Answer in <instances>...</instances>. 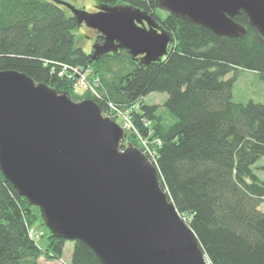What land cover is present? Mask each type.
Instances as JSON below:
<instances>
[{"label":"trees","instance_id":"trees-1","mask_svg":"<svg viewBox=\"0 0 264 264\" xmlns=\"http://www.w3.org/2000/svg\"><path fill=\"white\" fill-rule=\"evenodd\" d=\"M95 2L148 12L174 37L168 53L148 65L124 49L93 59L78 44L77 22L64 5L0 0V70L24 72L77 101L92 99L116 121L127 115L133 126L127 141L142 149L144 139L154 150L160 186L195 233L207 264H264V181L253 169L264 155V102L232 99L238 69L264 78V39L243 11L234 20L246 33L235 38L167 11L162 16L156 0ZM63 65L90 67L94 77L87 82L96 94H76L72 81L58 76ZM151 92L167 94L163 107L172 120H163L157 104L141 101ZM38 222L44 225L37 207L0 170V264L61 258L68 240L48 230L47 244L40 246L39 234H32ZM71 243V264H101L84 242Z\"/></svg>","mask_w":264,"mask_h":264},{"label":"water","instance_id":"water-1","mask_svg":"<svg viewBox=\"0 0 264 264\" xmlns=\"http://www.w3.org/2000/svg\"><path fill=\"white\" fill-rule=\"evenodd\" d=\"M80 27L96 30L95 59L126 50L159 61L174 37L145 10L100 3L88 12L63 1ZM158 7L218 35L241 38L243 11L264 39V0H156ZM139 58V59H138ZM92 99L18 70H0V170L38 208L51 235L84 242L101 264H207L195 233L161 188L157 170Z\"/></svg>","mask_w":264,"mask_h":264},{"label":"rangeland","instance_id":"rangeland-1","mask_svg":"<svg viewBox=\"0 0 264 264\" xmlns=\"http://www.w3.org/2000/svg\"><path fill=\"white\" fill-rule=\"evenodd\" d=\"M73 6H75L78 9H84L88 12H93L95 8L97 7V3L95 0H63ZM163 9L158 7L157 12L161 14L162 16L164 15ZM74 34L76 37V40L78 44L87 52H90V48H92L93 45V39L96 35V31L86 27L84 24H82L80 27H77L74 30ZM79 67V70L82 72H88L85 73L84 79L87 82L91 77H94L93 71H91L90 67L87 66H74L71 67L70 69L66 66L61 68L60 72L58 73V76L61 78L63 76L68 77L69 80L72 81V85L74 87V92L78 95L83 94L84 92H89L92 95L95 93L96 89L93 86H85L81 82H77V80L82 79L83 76H80L76 71L74 70L75 68ZM121 69V68H119ZM235 72V71H233ZM233 72L228 74L226 78L231 77L233 75ZM117 74L119 72H116ZM236 75V81L233 84L232 88V99L235 102H241V103H246L249 100H252L254 102H264V78L260 76V74L257 71L253 70H243V69H238L235 73ZM97 77V82L99 85V88H101V83L100 80ZM95 77V78H96ZM113 78H116L115 75ZM75 81V82H74ZM58 93V90H56ZM65 93V92H63ZM98 94V93H97ZM67 96H69L66 93ZM95 95V94H94ZM70 97V96H69ZM167 94L166 93H161V92H151L150 94L144 96L141 101L144 103L148 104H157L158 106V113L162 116L163 120L165 122H169L172 120L170 114L168 111L163 107V102L166 99ZM71 98V97H70ZM72 99V98H71ZM87 99V98H85ZM89 99V98H88ZM73 101H80V100H74ZM102 113L104 111L101 110ZM117 118H120V116H117ZM113 119V118H112ZM120 120V119H119ZM122 120V119H121ZM119 123V121H118ZM120 125V124H119ZM124 144L123 146H126L129 141H127L126 136L124 138ZM123 141V140H122ZM132 143V142H131ZM133 144V143H132ZM140 149V148H139ZM141 150V149H140ZM254 172L257 174V176L264 181V155L261 156L257 162L254 164ZM38 214L39 210L37 208ZM40 215V214H39ZM33 229L36 231L37 234H39L38 237L35 238V241L37 244H39L42 247H45L47 244V237H48V229L44 225H41L39 222L33 226ZM72 243L70 240L67 241L65 244V248L63 250V254L61 258L59 259H53V260H46L45 264H51L49 263L52 262V264H71L70 263V253L72 249Z\"/></svg>","mask_w":264,"mask_h":264},{"label":"built area","instance_id":"built-area-1","mask_svg":"<svg viewBox=\"0 0 264 264\" xmlns=\"http://www.w3.org/2000/svg\"><path fill=\"white\" fill-rule=\"evenodd\" d=\"M67 65H63V67H66ZM68 67V66H67ZM76 71V73H78L80 76H83L85 73H88V72H82L79 70V67L75 68L74 69ZM77 82H81L83 83V85L85 86H89L88 82L85 81L84 79V76L82 77V79H78ZM96 94V92L94 93ZM109 107L112 109V104H109ZM120 116V121H119V124L120 126L127 132L129 131L130 129H132V122L130 120V118L125 115V114H121L118 115ZM122 119V120H121ZM158 143V142H157ZM141 151L148 157V159L151 161H155V152L153 149H151V147L149 146L148 142L144 139H141ZM33 234V232H32Z\"/></svg>","mask_w":264,"mask_h":264},{"label":"crops","instance_id":"crops-1","mask_svg":"<svg viewBox=\"0 0 264 264\" xmlns=\"http://www.w3.org/2000/svg\"><path fill=\"white\" fill-rule=\"evenodd\" d=\"M64 248H65V247H64ZM72 248H73V247H72ZM71 252H72V249H71ZM70 259H71V253H70ZM39 263H40V264H45V261H44L43 257H41V258L39 259ZM49 263L52 264V262H50V261H49Z\"/></svg>","mask_w":264,"mask_h":264},{"label":"flooded vegetation","instance_id":"flooded-vegetation-1","mask_svg":"<svg viewBox=\"0 0 264 264\" xmlns=\"http://www.w3.org/2000/svg\"><path fill=\"white\" fill-rule=\"evenodd\" d=\"M97 10H98V9H97V7H96L94 11H97ZM94 11H93V12H94ZM93 30H94V29H93ZM95 31H96V30H95ZM97 35H98V34H96L95 37H96ZM95 37H94V39H93V44L96 42ZM90 51H92V48H90Z\"/></svg>","mask_w":264,"mask_h":264}]
</instances>
